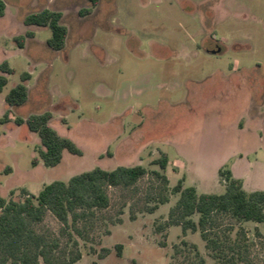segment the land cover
Returning a JSON list of instances; mask_svg holds the SVG:
<instances>
[{"label": "rangeland", "instance_id": "374dc122", "mask_svg": "<svg viewBox=\"0 0 264 264\" xmlns=\"http://www.w3.org/2000/svg\"><path fill=\"white\" fill-rule=\"evenodd\" d=\"M3 1L0 65L7 61L15 74L0 94V199L24 201L23 189L39 192L97 167L142 166L146 177L109 189L111 208L75 231L63 233L51 214L34 229L67 251L71 233L82 254L76 264H219L199 231L166 225L179 200L171 190L186 175L187 187L195 180L202 193L224 194L225 168L247 191H264V0H101L85 15L87 0ZM44 9L63 14L62 51L47 46L48 28L24 24ZM28 32L35 37L20 49L16 38ZM24 73L32 77L29 100L9 107ZM46 111L82 157L65 152L55 168L33 164L40 139L15 120ZM163 153L180 169H169L167 186L153 175L163 173L153 164ZM159 194L169 203L143 212ZM210 231L226 253L240 245L239 264H264L263 224L217 215Z\"/></svg>", "mask_w": 264, "mask_h": 264}, {"label": "trees", "instance_id": "16d2710c", "mask_svg": "<svg viewBox=\"0 0 264 264\" xmlns=\"http://www.w3.org/2000/svg\"><path fill=\"white\" fill-rule=\"evenodd\" d=\"M87 1L90 8L83 12L84 15L91 14L101 0ZM5 13L6 3L0 0V19ZM62 18L63 14L59 11L44 9L26 16L24 24L27 27L48 28L52 32V37L46 44L51 50L59 52L66 47L69 35L68 28L62 24ZM34 37V33L28 32L25 36L16 38L18 47L24 49V40ZM14 74L15 70L7 61L0 65V94L9 83L8 77ZM31 79L30 73L21 75L22 83L15 86L6 97V104L9 107L17 108L27 103L28 82ZM52 120L53 115L49 111L15 120L17 126H26L40 139L39 158L33 161L35 166L41 161L46 168H55L62 162L65 152L83 156L82 150L72 140L59 135L52 127ZM153 164L163 172L155 171L153 175L167 186L169 180L165 172L169 166L168 155L163 153ZM148 174L147 169L142 166L118 167L113 171L97 167L72 177L68 182L55 181L45 185L37 196L23 190L24 201L1 199L0 264L78 263L82 259V254L71 233L68 237L72 241L73 249L67 251L62 248L58 239H49L36 232L34 226L42 224L47 215L51 214L63 226V233L68 231L67 229L75 231L81 219L111 208L109 189L134 188ZM219 177L225 186V193L221 195L198 194L195 188H185L183 181L178 182L171 192L173 195H179V200L171 209L166 225L180 226L184 235L188 231L193 233L199 231L219 264H239L242 258L238 243L230 246L229 253H226L225 245L220 239L210 238L214 216L229 215L239 222L264 225V191L247 192L243 182L225 168L219 170ZM155 200L156 204L153 207H146L143 212L153 214L160 205L170 201L161 194ZM195 215H199L198 223L192 219ZM192 248L198 251L196 246L193 245ZM117 249L120 256L123 248L118 246ZM203 263L204 261H201L200 264Z\"/></svg>", "mask_w": 264, "mask_h": 264}, {"label": "crops", "instance_id": "0c3cea01", "mask_svg": "<svg viewBox=\"0 0 264 264\" xmlns=\"http://www.w3.org/2000/svg\"><path fill=\"white\" fill-rule=\"evenodd\" d=\"M28 89H29V93H30V87H29V85H28ZM30 95V94H29ZM28 100H29V98H28ZM26 119V118H25ZM250 119H251V117H249L248 118V121H250ZM244 122V121H243ZM166 154V153H165ZM168 155V154H167ZM169 157V156H168ZM39 164H42V162H40ZM172 166H174V165H172V162H171V160H170V157H169V166H168V169H167V176H168V179H169V181H170V173H169V169L170 168H172ZM175 167V166H174ZM175 168H177L178 170H179V172L176 174V175H179L180 174V169L178 168V167H175ZM234 175V174H233ZM235 177V176H234ZM236 178V177H235ZM238 179V178H237ZM239 180H241L242 182H243V185H244V189L246 190V183H245V181L244 180H242V179H239ZM180 181H183V184H184V187L185 188H189V187H187L186 186V181H187V176L185 175ZM179 181V182H180ZM195 181V180H194ZM191 182L192 183V186H190V187H193V188H195L196 190H197V192H198V194H206V193H202V191H201V187H202V185L199 183V186L197 185V183L195 184V182ZM171 183V182H170ZM201 186V187H200ZM23 190H26L29 194H31V195H35V196H37L41 191H39V192H31V191H29V190H27V189H23ZM247 191V190H246ZM247 192H249V191H247ZM253 192H256V191H253ZM249 193H251V192H249ZM3 199V198H2ZM1 200V199H0ZM5 200V199H4Z\"/></svg>", "mask_w": 264, "mask_h": 264}]
</instances>
